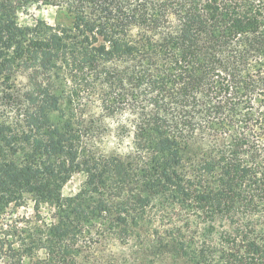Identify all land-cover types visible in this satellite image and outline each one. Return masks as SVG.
Wrapping results in <instances>:
<instances>
[{"label":"trees","instance_id":"1","mask_svg":"<svg viewBox=\"0 0 264 264\" xmlns=\"http://www.w3.org/2000/svg\"><path fill=\"white\" fill-rule=\"evenodd\" d=\"M33 3L66 22L20 27ZM17 64L38 75L25 127L0 125V264H106L95 255L107 237L182 264H264V0H0L1 80ZM91 84L134 107L135 155H88L75 113L63 117ZM80 169L87 182L63 197ZM26 196L54 219L3 230ZM155 208L220 226L226 244L156 234Z\"/></svg>","mask_w":264,"mask_h":264},{"label":"rangeland","instance_id":"2","mask_svg":"<svg viewBox=\"0 0 264 264\" xmlns=\"http://www.w3.org/2000/svg\"><path fill=\"white\" fill-rule=\"evenodd\" d=\"M38 20L52 26L66 22L64 13L56 7L38 3L30 4L19 10L16 17L20 27H33ZM37 75L33 69L17 64L12 76L3 77V80L0 78V125L9 124L17 129L25 127L27 114L32 110L31 105L27 102L26 94L33 86L32 79ZM55 84L58 92L65 90V94L73 87L70 84L62 85L61 80L57 77ZM115 91L111 90L109 86L91 84L81 93L79 99L78 97L75 99L72 106L69 102L68 104L63 103L61 106L64 111L63 117H69L70 112L75 113L76 128L82 137L81 145L87 150L88 155L103 158L110 155L125 156L136 153L134 107L128 105L119 108L117 103H106L107 95H114ZM72 109L74 111H71ZM60 117H62L61 111L53 115L54 121L60 120ZM87 180L88 174L84 169L76 171L64 185L63 197L71 198L77 195ZM168 209V211H160L159 208H155L153 211L152 221L155 223L154 232L156 234H170L173 228H182L183 232L192 237L191 240L197 242L207 240V243L216 250L222 246L220 244H226L221 239L220 233L223 232V229L220 226L216 225L214 229H208V223L190 215L187 211L180 208ZM54 214L55 209L48 205H43L40 212L37 213L34 209V201L30 196H26L22 205L11 204L9 206L2 216L1 225L5 231L10 232L18 229L28 234L41 221L50 223L54 219ZM207 230L210 231L206 232ZM205 233H210V235L204 237ZM156 234L154 239L157 238ZM96 253L95 256L99 260H104L106 264H182L181 261L175 260L169 254L158 258L148 251L145 256L146 252L142 248L134 247L133 243L132 246H121L112 237H107ZM40 256L43 257V253ZM208 264L225 263L215 258Z\"/></svg>","mask_w":264,"mask_h":264}]
</instances>
